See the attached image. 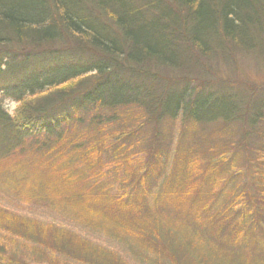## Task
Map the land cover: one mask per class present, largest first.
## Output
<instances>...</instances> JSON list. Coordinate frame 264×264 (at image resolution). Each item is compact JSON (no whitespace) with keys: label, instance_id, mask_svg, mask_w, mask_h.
Here are the masks:
<instances>
[{"label":"trees","instance_id":"trees-1","mask_svg":"<svg viewBox=\"0 0 264 264\" xmlns=\"http://www.w3.org/2000/svg\"><path fill=\"white\" fill-rule=\"evenodd\" d=\"M238 55L256 63L264 58V0H0V95L19 103L12 114L0 106V162L33 143L32 150L43 154L37 159L47 161L51 178L62 185L63 203L96 226L129 229L127 237L145 247L140 255L151 258L153 249L178 264L154 247L162 238L152 229L158 214H151L183 217L163 225L170 236L183 235L190 223L185 217L203 214L205 203L162 200L153 207L149 184L163 177L159 197L188 198L185 188L201 178L200 171L219 173L235 154L251 161L258 153L264 84L223 78L238 73ZM89 106L106 112L84 123L80 113ZM218 141L223 153L215 160L208 156L200 167L204 161H197V169L188 163L187 153H202L204 145L214 149ZM111 176L118 178L117 194L101 187ZM243 193L227 212L236 204L242 211L255 207L249 200L244 208ZM219 217L236 235L232 244L255 239L253 228L241 233L242 220L234 229L231 217ZM188 238L179 241L193 244L205 259L202 238ZM17 247L34 249L36 258ZM249 251L264 249L253 245ZM236 252L224 251L222 259ZM254 259L260 264V257ZM29 261L126 264L71 233L0 208V264Z\"/></svg>","mask_w":264,"mask_h":264},{"label":"rangeland","instance_id":"rangeland-1","mask_svg":"<svg viewBox=\"0 0 264 264\" xmlns=\"http://www.w3.org/2000/svg\"><path fill=\"white\" fill-rule=\"evenodd\" d=\"M238 56L241 60L237 65L238 69L234 68V70H238V73L232 77L225 75L223 78L228 77L239 82L246 81L251 84H258V86L263 85L264 58L259 59L257 65L249 57ZM224 74L225 72L223 71L222 75ZM18 104L16 100L0 95V106L6 113L12 114ZM99 112L103 113L106 111L96 109L95 106H89L84 112L80 113V117L84 123H87L94 114ZM179 125V123L173 125L174 140L179 133ZM202 135H205V132H202ZM197 139H199L198 135L195 140ZM46 142L52 143L51 140ZM220 143L221 141H218L214 149L206 148L204 145L203 152L197 155H194V151H190L187 153L191 156L188 163H192L195 166L194 169H197V161H204L199 165L200 167L205 165V160L208 159V156L210 160L214 154L215 160L223 153ZM32 145L33 143L31 142L23 145L22 147H25L22 152L15 153L0 162V208L6 214L25 219L30 223L35 222L40 226H51L66 233H71L89 245L118 255L126 264H168V261L164 257L158 256L159 253L153 249L151 250L152 254L146 253L151 258L140 255L144 254L143 249L145 247L127 237L126 231L129 229L125 230L123 226L118 227V225L110 227L107 224L106 226H96L86 216H84L86 217L85 219L70 205L63 203L60 200L62 185L54 182V179L51 178L47 161L45 159H37L43 154L38 151V147L35 151L32 150ZM256 149L258 153L255 156H250L251 161L245 158V155L235 154L229 158L228 163L222 167L221 171L218 170L219 173L214 170L216 172L211 171L206 174L208 176H205L204 170L200 171L198 175L203 174L201 178L192 182L187 189L185 188L184 194L189 195L188 198H176L174 201L163 195L159 197L157 193L160 191L159 188L164 182V178L161 177L159 180L152 179L149 184V189L152 190V193L148 195V203L150 205H153V202L161 203L162 200H168L173 205H185L199 201L205 203L203 214L200 215L195 210L192 217H185V220L190 219V223L184 224L185 231L188 233L183 235L173 234L174 236H170V229L167 228L172 221L179 222L183 217H176L177 215L173 216V214L171 216L161 215L160 212L151 214V216L158 214L152 219V229L155 230L156 234L159 232L162 238V243L157 238L154 242V247L159 252L165 251L166 257H172L178 264H234V261H237V264H255L256 260L254 257H260V264H264V251L262 253L249 251L253 245L259 251L264 249V139L261 138L258 141ZM169 154L168 161L172 162L175 155L174 150H170ZM169 167L170 165L168 164L167 169ZM45 168L47 169L46 173L43 172ZM238 172L240 174H237ZM169 173L170 169L165 174L168 175ZM211 177H214V180L209 181ZM117 179V177L111 176L101 187L106 188L110 194H117L119 189ZM45 182H48L49 187L43 186ZM199 189L201 192H199ZM97 190L100 191L101 188ZM242 193L245 194V199H247L246 204L242 203L244 208H248L251 205L249 200L254 201L253 205L255 207L242 211V207L236 204L234 209L232 208L233 211L227 212V206L237 203ZM159 198L160 201H158ZM153 212H156V208L153 209ZM221 214H224L225 217H231L234 229L238 225L237 219L239 221L242 220L238 225L241 228V233L245 234L247 232L249 234L250 228L255 229L252 234L255 239L241 237V240L237 242L238 244H232L236 235L230 234V231L223 223L224 217H219ZM166 224L167 227L163 226ZM193 235L194 237L202 238V241H204L205 254L202 252V256L205 259L203 260L198 257L200 252L195 251L196 247L193 244L183 245L179 241L183 236H186L187 240L189 239L188 237L192 238ZM2 237L3 234L1 235ZM194 244L197 245L198 240ZM233 247L237 251V256L233 257V255L225 253L224 259L226 256L228 258L222 259L224 251L234 249ZM17 248L22 255L28 258H31V256L36 258L37 256L36 253H33L34 249L32 248L26 247V250L20 247ZM29 264L33 263L29 261ZM38 264L44 263L39 262Z\"/></svg>","mask_w":264,"mask_h":264}]
</instances>
